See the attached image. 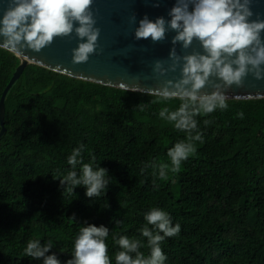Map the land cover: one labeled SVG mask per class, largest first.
Wrapping results in <instances>:
<instances>
[{
	"label": "trees",
	"instance_id": "16d2710c",
	"mask_svg": "<svg viewBox=\"0 0 264 264\" xmlns=\"http://www.w3.org/2000/svg\"><path fill=\"white\" fill-rule=\"evenodd\" d=\"M20 63L0 47V100ZM4 126L0 264H264V99L128 91L31 64Z\"/></svg>",
	"mask_w": 264,
	"mask_h": 264
},
{
	"label": "water",
	"instance_id": "95a60500",
	"mask_svg": "<svg viewBox=\"0 0 264 264\" xmlns=\"http://www.w3.org/2000/svg\"><path fill=\"white\" fill-rule=\"evenodd\" d=\"M0 47L31 64L122 90L264 99V0H0Z\"/></svg>",
	"mask_w": 264,
	"mask_h": 264
}]
</instances>
